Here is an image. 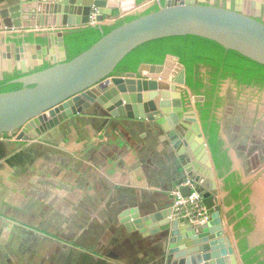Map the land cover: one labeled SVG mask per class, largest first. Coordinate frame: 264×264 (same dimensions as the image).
<instances>
[{
  "label": "crops",
  "instance_id": "1",
  "mask_svg": "<svg viewBox=\"0 0 264 264\" xmlns=\"http://www.w3.org/2000/svg\"><path fill=\"white\" fill-rule=\"evenodd\" d=\"M17 1L0 0V13ZM157 1L130 12L149 10ZM127 17L117 11L101 25ZM62 29H6L0 15V55L12 56L0 59L2 71L8 64L19 72L13 43L23 40L34 44L26 47L25 66L41 60L50 65L59 46L49 45L47 36ZM36 43L46 49L38 53ZM78 120L30 141L0 136V264H162L166 242L152 231L172 211L181 147L148 118H117L102 110ZM197 123L188 134L191 161L209 171Z\"/></svg>",
  "mask_w": 264,
  "mask_h": 264
},
{
  "label": "water",
  "instance_id": "2",
  "mask_svg": "<svg viewBox=\"0 0 264 264\" xmlns=\"http://www.w3.org/2000/svg\"><path fill=\"white\" fill-rule=\"evenodd\" d=\"M139 4L138 0H122L121 3L118 0H18L3 9L0 15L6 29H65L47 36L49 45L59 46V57L51 59L49 67L37 72L30 73V70L43 66L42 60L30 69L24 65L26 47L34 44L26 40L21 46L13 43L17 52L16 68L24 76L10 82L20 84V89L0 93V136L16 135L18 141H30L60 122L83 114L91 106L96 108V113L105 110L117 118L155 120L172 140L177 141L174 145L181 147L179 153L184 158L180 179L173 185L174 192L189 196L191 188L180 185L191 179L212 212L211 220L198 226L184 219H171L172 211L164 214L152 231L166 242L162 264H244L226 234L213 174L199 162L191 161L194 156L188 143L191 126L183 119L192 123L197 120L193 113L190 119L185 117L183 102L175 92L176 85L186 84V71L180 58L168 54L162 64L143 63L136 73L119 75L116 70L139 46L186 35L214 41L226 50L264 65V23L230 6L217 7L200 0H158L157 10L114 28L88 50L67 61L65 36L68 31L89 26L94 7L99 8L98 19L104 22L117 11L128 17L136 16L139 11H130ZM35 46L38 53L46 49L38 43ZM3 57L12 56L6 53ZM3 68L7 71V67ZM4 71L0 66V81L5 80ZM162 82L169 85L164 87ZM176 126L188 133L182 135ZM196 128L202 136L198 123ZM201 138L204 140L203 136ZM204 146L207 148L205 143ZM262 198L258 195L253 201L258 224L249 240L254 242L264 240Z\"/></svg>",
  "mask_w": 264,
  "mask_h": 264
},
{
  "label": "flooded vegetation",
  "instance_id": "3",
  "mask_svg": "<svg viewBox=\"0 0 264 264\" xmlns=\"http://www.w3.org/2000/svg\"><path fill=\"white\" fill-rule=\"evenodd\" d=\"M200 2L224 8L230 6L232 10L249 14L264 23V0H201ZM257 4L260 7H257ZM2 58L4 59L3 55ZM6 67L4 76L15 73L9 71L8 64ZM36 69L37 67L30 70V73L35 72ZM127 73L129 72L124 75ZM195 79L200 85L192 88L187 82L186 72V84L176 85L175 92L183 102L184 111L187 113L185 117L190 119L193 113L202 130L211 160L212 170L209 171L215 176L213 179L218 189L217 203L220 200L219 196L223 195L218 205L221 211L226 209V234L232 240L236 252L238 251L237 256L244 264V247L246 253L255 251L251 259L257 257L258 260L253 264H264V240L259 242L249 240L258 224L254 198L262 195L264 199V76H259L250 83H244L222 69L198 64ZM169 90L174 92L172 89ZM91 111L95 112L96 108L91 106L83 114ZM81 115L72 116L51 130L64 128L65 125L68 128L70 123H75L76 120L80 123L78 119ZM204 118L208 123L207 132L204 129ZM183 121L192 126V122L186 119ZM214 122L218 126L212 147L217 151L216 160L209 144ZM176 127L182 135L188 133L184 128ZM13 136L16 138V135ZM261 206L263 207L260 211L264 214V202Z\"/></svg>",
  "mask_w": 264,
  "mask_h": 264
},
{
  "label": "trees",
  "instance_id": "4",
  "mask_svg": "<svg viewBox=\"0 0 264 264\" xmlns=\"http://www.w3.org/2000/svg\"><path fill=\"white\" fill-rule=\"evenodd\" d=\"M144 1L147 0H138L139 3ZM157 9L158 5H155L143 14L150 13ZM141 15L127 17L126 19L118 21L113 26H87L68 31L65 36L68 54L67 61L74 59L88 50L114 28L121 26L127 21L136 19ZM168 54L180 58V62L185 66L187 72V82L192 88L199 87L200 85L199 83H196L195 79L196 66L198 64L210 65L222 69L225 73L234 75L244 83H250L257 77L264 76V65L244 57L238 52L226 50L214 41L192 35L166 37L145 43L130 52L118 65L116 71L119 72L120 75H124L126 72H136L142 63L161 64L164 62ZM49 66L50 65H45L37 68L35 72L43 70ZM22 76H24V74L20 72L6 75L5 80L0 81V93L20 89L22 87L20 84H11L10 82ZM204 120V129L207 132V119L204 118ZM217 127L218 126L214 122L212 134L209 137L211 148L213 147V140H215L217 136ZM216 153L217 151L212 148V154L215 160L217 159ZM245 251L246 247L243 248V259L245 264H253L258 260L257 257L251 259V257L255 255V251L247 253Z\"/></svg>",
  "mask_w": 264,
  "mask_h": 264
},
{
  "label": "built area",
  "instance_id": "5",
  "mask_svg": "<svg viewBox=\"0 0 264 264\" xmlns=\"http://www.w3.org/2000/svg\"><path fill=\"white\" fill-rule=\"evenodd\" d=\"M99 15V8L94 7L91 10L88 25L101 26L103 22L99 21ZM182 186H189L191 188V194L189 196H184L180 191L173 193L171 219H184L196 226L207 224L211 220L212 212L205 205L204 199L195 188L193 181L187 179L180 185V187Z\"/></svg>",
  "mask_w": 264,
  "mask_h": 264
}]
</instances>
